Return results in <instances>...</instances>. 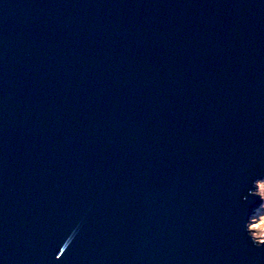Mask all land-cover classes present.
I'll return each mask as SVG.
<instances>
[{"label": "water", "instance_id": "1", "mask_svg": "<svg viewBox=\"0 0 264 264\" xmlns=\"http://www.w3.org/2000/svg\"><path fill=\"white\" fill-rule=\"evenodd\" d=\"M264 0H0V264H264Z\"/></svg>", "mask_w": 264, "mask_h": 264}, {"label": "rangeland", "instance_id": "2", "mask_svg": "<svg viewBox=\"0 0 264 264\" xmlns=\"http://www.w3.org/2000/svg\"><path fill=\"white\" fill-rule=\"evenodd\" d=\"M257 192L261 195L263 203L261 207L255 210L252 214L249 228L252 231L253 236L261 241L264 238V179L258 183Z\"/></svg>", "mask_w": 264, "mask_h": 264}]
</instances>
